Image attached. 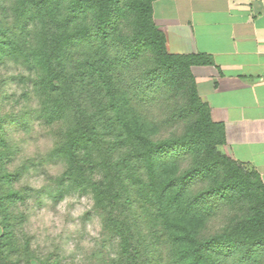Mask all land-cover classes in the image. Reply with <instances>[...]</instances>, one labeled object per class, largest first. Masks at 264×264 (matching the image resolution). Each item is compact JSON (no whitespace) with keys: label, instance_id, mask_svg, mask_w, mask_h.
<instances>
[{"label":"trees","instance_id":"obj_1","mask_svg":"<svg viewBox=\"0 0 264 264\" xmlns=\"http://www.w3.org/2000/svg\"><path fill=\"white\" fill-rule=\"evenodd\" d=\"M153 1L0 0V68L22 85L20 107H0V264H66L21 228L10 133L35 123L53 135L59 183L89 190L117 239L111 264H264V183L219 149L190 70L212 59L167 52Z\"/></svg>","mask_w":264,"mask_h":264},{"label":"crops","instance_id":"obj_2","mask_svg":"<svg viewBox=\"0 0 264 264\" xmlns=\"http://www.w3.org/2000/svg\"><path fill=\"white\" fill-rule=\"evenodd\" d=\"M152 11L167 52L211 57L190 70L223 125L219 149L264 183V0H154Z\"/></svg>","mask_w":264,"mask_h":264},{"label":"rangeland","instance_id":"obj_3","mask_svg":"<svg viewBox=\"0 0 264 264\" xmlns=\"http://www.w3.org/2000/svg\"><path fill=\"white\" fill-rule=\"evenodd\" d=\"M17 72L11 64L0 68V94L8 95L0 106L5 110L14 102V110L21 105L15 97L21 94L22 85L15 79L6 80ZM10 140V166L21 168L16 185L26 196L21 228L32 251L40 256L55 253L66 264H111L118 252L117 239L103 226L89 190L73 187L66 180L59 183L64 163L50 153L54 139L49 129L35 123L11 132Z\"/></svg>","mask_w":264,"mask_h":264},{"label":"snow or ice","instance_id":"obj_4","mask_svg":"<svg viewBox=\"0 0 264 264\" xmlns=\"http://www.w3.org/2000/svg\"><path fill=\"white\" fill-rule=\"evenodd\" d=\"M183 153L180 152L179 150H170L162 155V159L164 160H178L180 156ZM185 179L188 181L190 184H195L198 183L202 179V174L201 175H193L191 177H185ZM206 194H211V193H206Z\"/></svg>","mask_w":264,"mask_h":264}]
</instances>
